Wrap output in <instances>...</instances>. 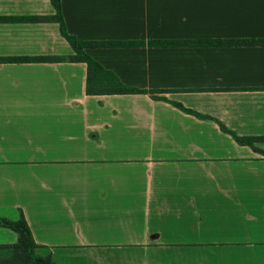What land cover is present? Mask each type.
Wrapping results in <instances>:
<instances>
[{"label":"crops","instance_id":"obj_1","mask_svg":"<svg viewBox=\"0 0 264 264\" xmlns=\"http://www.w3.org/2000/svg\"><path fill=\"white\" fill-rule=\"evenodd\" d=\"M60 10L78 41L133 42L85 52L146 93L87 95L58 23L31 20L51 1L0 0V218L56 264H264V155L221 130L264 138V0Z\"/></svg>","mask_w":264,"mask_h":264},{"label":"trees","instance_id":"obj_2","mask_svg":"<svg viewBox=\"0 0 264 264\" xmlns=\"http://www.w3.org/2000/svg\"><path fill=\"white\" fill-rule=\"evenodd\" d=\"M55 9L54 16L48 18H32L33 21L52 20L59 25V30L63 38L69 43L74 51V55L67 58L69 62L84 63L87 69L86 75V94L87 95H111V94H145V90H140L134 87H129L122 84L118 78L110 71L104 70L95 60H93L86 52L88 47H114L121 45H133V42H83L78 41L75 37L67 34L64 21L60 10V0H50ZM177 42L157 43L161 45H170ZM29 60V58H25ZM47 62H56L66 60L64 58H38ZM179 108L183 109L180 105ZM183 111L199 116L189 110ZM221 130L233 138L239 145L251 147L255 152L264 155V151L259 150L254 146V143L264 140L261 137H239L234 133L228 132L221 125ZM0 227L7 228L15 232L18 236L17 243L12 245L0 244V264H56L49 256H41L39 250L41 246L37 245L31 235L29 227L24 218L21 216L17 221L0 218Z\"/></svg>","mask_w":264,"mask_h":264}]
</instances>
